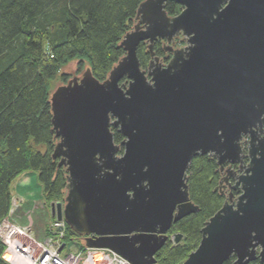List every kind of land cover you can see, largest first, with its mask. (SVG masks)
<instances>
[{
  "label": "water",
  "instance_id": "obj_1",
  "mask_svg": "<svg viewBox=\"0 0 264 264\" xmlns=\"http://www.w3.org/2000/svg\"><path fill=\"white\" fill-rule=\"evenodd\" d=\"M176 1L182 9L174 15L166 0L140 2L120 40L125 54L105 79L86 66L52 91V157L67 182L50 213L87 246L158 264L154 255L172 224L198 209L186 171L193 156L208 154L220 169L239 164L232 186L240 193L230 192L204 221L180 264H222L231 255L232 264L263 262L264 0ZM179 35L185 44L173 47ZM159 38L171 53L166 62L153 51ZM140 41L151 55L146 68ZM112 127L123 135L119 144ZM174 235L178 242L181 233Z\"/></svg>",
  "mask_w": 264,
  "mask_h": 264
},
{
  "label": "trees",
  "instance_id": "obj_2",
  "mask_svg": "<svg viewBox=\"0 0 264 264\" xmlns=\"http://www.w3.org/2000/svg\"><path fill=\"white\" fill-rule=\"evenodd\" d=\"M141 1L0 0V221L11 208V183L26 171L37 172L48 205L63 198L67 170L52 157L58 140L51 122L53 80L60 67L74 58L80 65L87 62L94 77L105 79L125 54L120 40ZM164 8L174 15L182 5L166 0ZM164 41L156 39L153 51L167 61L170 52ZM136 52L140 66L146 68L151 59L147 42L140 41ZM112 132L119 144L122 133L115 127ZM186 173L189 196L198 209L172 224L169 238L154 255L158 264L181 263L198 245L204 221L225 198L217 189L220 174L213 156H193ZM65 229V240L81 238L67 223ZM175 232L182 235L178 242L170 239ZM4 247L0 240V264H10L2 257ZM234 258L231 255L222 264H232ZM245 264L264 261L256 258Z\"/></svg>",
  "mask_w": 264,
  "mask_h": 264
},
{
  "label": "built area",
  "instance_id": "obj_3",
  "mask_svg": "<svg viewBox=\"0 0 264 264\" xmlns=\"http://www.w3.org/2000/svg\"><path fill=\"white\" fill-rule=\"evenodd\" d=\"M15 206L0 221V240L4 243L2 257L10 264H131L109 248L82 245L68 248L64 239L66 222L52 216L46 227V235L36 240L29 227L17 225L13 220ZM63 243V245H62ZM62 245V246H61ZM100 255L95 258V253ZM8 255H5V254Z\"/></svg>",
  "mask_w": 264,
  "mask_h": 264
},
{
  "label": "rangeland",
  "instance_id": "obj_4",
  "mask_svg": "<svg viewBox=\"0 0 264 264\" xmlns=\"http://www.w3.org/2000/svg\"><path fill=\"white\" fill-rule=\"evenodd\" d=\"M134 23L135 19H133L130 29H132ZM180 39H182L181 35L174 38L173 47H181L185 44V42L180 44ZM169 55L171 56V53ZM86 66H88V63L84 61L80 65L78 58H74L62 65L53 80L51 93L58 85L66 83L73 76L81 77V73H83ZM62 74L67 75L68 78L66 81H63L61 78ZM11 193V206L16 207L12 214L14 222L17 225L29 227L32 236L36 240L45 236L47 234L46 227L51 220L49 215L50 205L44 200L42 186L38 181L37 172L35 170H29L17 176L11 183ZM65 193L66 189L64 190L63 198L59 201L63 202ZM174 236V234L170 236L172 242H174ZM65 241L68 248H75L81 245V242L75 238L66 239Z\"/></svg>",
  "mask_w": 264,
  "mask_h": 264
},
{
  "label": "flooded vegetation",
  "instance_id": "obj_5",
  "mask_svg": "<svg viewBox=\"0 0 264 264\" xmlns=\"http://www.w3.org/2000/svg\"><path fill=\"white\" fill-rule=\"evenodd\" d=\"M163 44H164V48H165V44H166L165 41H164ZM172 45H173V43H172ZM159 59H160V57H159ZM160 60L162 62H164L162 59H160ZM263 128H264V126H263ZM260 136H264V132H261ZM246 140H247V137L243 136V138H242V148H243V151H244L243 159H244L245 163L248 161V158L246 156V143H245ZM238 167H239L238 163H234V164L224 163V168L223 169H220L219 166H218L220 178H222L225 175H228V179H223L222 181H220V179H219V182L217 184V189L219 190V192L222 193L223 195L226 194L225 198L228 197L230 192L233 193V198H235L240 193V190L238 188H235L234 186H232V184L234 183L233 176L236 173L240 172L238 170Z\"/></svg>",
  "mask_w": 264,
  "mask_h": 264
},
{
  "label": "bare ground",
  "instance_id": "obj_6",
  "mask_svg": "<svg viewBox=\"0 0 264 264\" xmlns=\"http://www.w3.org/2000/svg\"><path fill=\"white\" fill-rule=\"evenodd\" d=\"M5 255H8V254L6 253ZM95 258H96V259H99V258H100V255H99L98 252L95 253Z\"/></svg>",
  "mask_w": 264,
  "mask_h": 264
},
{
  "label": "crops",
  "instance_id": "obj_7",
  "mask_svg": "<svg viewBox=\"0 0 264 264\" xmlns=\"http://www.w3.org/2000/svg\"><path fill=\"white\" fill-rule=\"evenodd\" d=\"M51 213H49V215H50Z\"/></svg>",
  "mask_w": 264,
  "mask_h": 264
}]
</instances>
